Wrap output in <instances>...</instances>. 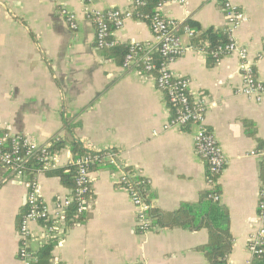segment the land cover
<instances>
[{
    "label": "crops",
    "instance_id": "obj_1",
    "mask_svg": "<svg viewBox=\"0 0 264 264\" xmlns=\"http://www.w3.org/2000/svg\"><path fill=\"white\" fill-rule=\"evenodd\" d=\"M231 1L247 18L235 41L248 50L255 77L264 84V0ZM62 8L77 17V31L61 16ZM112 9L131 10L132 0H0V135L27 137L38 146L58 140L63 147L57 169L73 162L74 143L118 155V166L102 164L91 172L84 223L68 227L59 221L55 239L46 226L33 223L26 246L36 253L54 244L50 264H210L201 250L209 243L207 228L165 223L184 206L204 222L206 195L215 192L220 200L213 202L226 212L231 236L227 263L252 264L263 186L264 102L237 94L243 80L236 56L210 65L185 31L196 22L204 31L226 32L220 0H167L161 8L162 16L177 24L173 33L184 50L171 70L189 81L194 100L206 99L205 126L226 158L214 189L208 164L195 150L198 128L166 130L173 108L154 76L125 69L96 49L95 26L87 14ZM113 40L156 51L149 25L136 19L114 31ZM127 168L148 183L146 195L155 210L150 231L137 229V210L120 182ZM48 172L38 174L37 182L41 202L53 214L70 191ZM27 196L25 181L1 169L0 264H25L19 230Z\"/></svg>",
    "mask_w": 264,
    "mask_h": 264
},
{
    "label": "built area",
    "instance_id": "obj_2",
    "mask_svg": "<svg viewBox=\"0 0 264 264\" xmlns=\"http://www.w3.org/2000/svg\"><path fill=\"white\" fill-rule=\"evenodd\" d=\"M92 3L94 0H86ZM184 2L185 0H181ZM145 0H132L131 10L112 9L101 12L99 10H91L87 14V18L95 26L96 33V49L104 50L113 44L109 41L113 30H120L124 25L134 20V9L144 5ZM223 12L227 22V39L228 44L225 51L220 49L224 56L234 55L239 60V70L242 75L243 84L238 89L237 94L251 99L257 103L264 102V84L257 80L254 73L253 65L249 61V53L246 48L240 47L235 41V33L237 29L247 21L246 16L238 10L231 0H220ZM163 4L159 5L155 14L150 20L149 27L156 41V51L160 54L162 62L155 64L152 61V49L145 47L139 43L130 45V50L125 57L123 68L131 69L136 67L137 63H142L144 71L149 74L157 69L158 76L154 77L157 88L160 92L167 96L170 106L175 111V116L165 126V129L185 128L195 125L198 128L195 136V150L199 157L204 159L208 164V173L212 189L217 184V179L224 172L226 167V158L223 154L214 135L209 132L205 126L207 115V102L205 98L194 100L189 93V81L184 78L176 77L171 65L179 59L184 50L181 46L179 38L173 33L177 28V24L173 21L166 20L161 14ZM61 16L66 19L69 27L73 31L78 30L77 17L67 9H61ZM113 28V30H112ZM185 31L192 37L193 32L189 28ZM153 77V76H151ZM40 152V162L43 164L45 171H53L58 167L59 154L50 150V144L46 146H38L35 142L27 137L17 135L4 134L0 139V164L11 169L14 176L25 181L24 164L35 153ZM95 156H84L77 160L79 166L76 194L62 202L56 204L55 212L52 214L49 208L45 206L40 199L41 189L37 182V177L31 182L25 181L28 189L26 200L27 212L22 216L19 234L22 238V246L19 252L20 259L25 264L36 262L35 256L28 250L26 246L27 238H30V225L39 223L40 220L49 218L53 220V224L47 227L48 233L60 232L59 221L63 222L64 212L73 202L78 206V212H86L89 204L88 195L91 192V172L89 167L93 164L110 166H118V155L113 151H102ZM254 154V153H253ZM38 173V174H40ZM132 177H138L135 173ZM121 184L127 182V173L123 171ZM142 184L147 187L148 183L144 179ZM124 188V186H123ZM131 198V202L137 210V229L143 233L153 228V222L150 211L153 205L146 201L145 197L136 187L124 188ZM213 200L219 201L217 194L211 196ZM259 211V229L252 238L250 252L252 259L264 253V185L259 193L258 202Z\"/></svg>",
    "mask_w": 264,
    "mask_h": 264
},
{
    "label": "trees",
    "instance_id": "obj_3",
    "mask_svg": "<svg viewBox=\"0 0 264 264\" xmlns=\"http://www.w3.org/2000/svg\"><path fill=\"white\" fill-rule=\"evenodd\" d=\"M167 0H145V4L138 6L134 9V18L138 21H142L150 24V20L155 14L159 5L164 4ZM187 28H189L193 32L192 43L196 48L202 49L209 56V64L213 65L214 61H218L224 54L221 53L220 49L225 51V47L228 44L227 33L216 31L214 29L202 30L198 23L189 22L187 24ZM113 30V28H112ZM114 30L109 37V41L113 44L111 47L101 50V55L106 60H116L118 62H123L125 60L126 55L130 50V46L126 45H118L113 40ZM203 42L208 44V46H200ZM157 50V49H155ZM152 61L159 65L162 62V58L158 51L152 52ZM122 63V64H123ZM136 68H139L140 71L144 72L142 63H137ZM151 76H158L157 69L150 72ZM149 75V74H147ZM166 99L168 100L167 96ZM169 102V101H168ZM173 117L175 116V111L173 109ZM3 135H0V139ZM63 145L58 140H53L50 143V150L58 153L61 151ZM72 154H73V162L62 169H56L53 171H49V176H53L59 179L61 186L68 191H70L69 197H74L76 194V190L78 188L77 178L79 166L77 165V160L84 156L90 155L95 156L100 154L99 152L91 151L83 148L79 143H74L71 146ZM40 152L35 153L31 158H28L26 163L24 164V179L26 182H31L34 178L37 177L38 173L43 169V164L40 162ZM97 167L96 164H93L89 167V171L92 172ZM5 169L9 172L10 177H14V173L11 169L0 164V170ZM46 172V171H45ZM127 182L121 184L124 188H129L131 186L136 187L140 193L145 197L146 201H150V199L146 195L147 187L142 184L144 180L141 177H132L134 174L133 169L127 168ZM261 174L264 185V157L261 163ZM91 193L88 195V199L90 200ZM215 192L206 195V201L204 205L205 215L207 216L204 219V222L199 220V215L194 213L191 207L184 206L178 212L172 214L167 219L165 225L169 228L174 227H183L191 230H196L200 228H207L209 230V243L203 247L201 250L205 253V256L210 264H228V256L231 253V236L229 232V227L227 224V214L226 212L220 208L218 203L213 202V198L211 197ZM210 199V200H209ZM154 208L152 207L150 211V215H153ZM27 212V207L23 209L22 214L24 215ZM223 215V216H222ZM222 216V217H221ZM226 216V217H225ZM66 226L72 227L75 224H82L86 220L85 212H78V206L75 202H73L68 208H66L64 212V219ZM222 223H226L224 227H222ZM39 224L42 226L49 227L53 224V220L49 218H45L39 221ZM52 239L57 238L56 232L49 233ZM54 244H48L43 246L38 252L33 253L29 248L28 250L35 256L36 262L32 264H50L51 253L53 250ZM252 264H264V253L260 256L254 257Z\"/></svg>",
    "mask_w": 264,
    "mask_h": 264
}]
</instances>
